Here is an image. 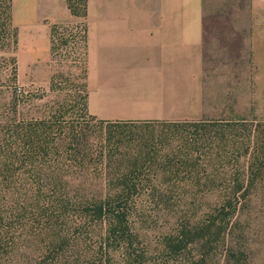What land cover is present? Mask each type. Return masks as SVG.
I'll use <instances>...</instances> for the list:
<instances>
[{"label":"rangeland","instance_id":"1","mask_svg":"<svg viewBox=\"0 0 264 264\" xmlns=\"http://www.w3.org/2000/svg\"><path fill=\"white\" fill-rule=\"evenodd\" d=\"M180 5L0 0V264H264V0ZM88 38L210 46L175 121H123L96 115ZM123 176L130 251L90 205Z\"/></svg>","mask_w":264,"mask_h":264},{"label":"crops","instance_id":"2","mask_svg":"<svg viewBox=\"0 0 264 264\" xmlns=\"http://www.w3.org/2000/svg\"><path fill=\"white\" fill-rule=\"evenodd\" d=\"M152 2L150 19L162 20L161 8H166L168 0ZM180 2L182 9L184 0ZM199 13L203 14L201 9ZM206 41V38H88V50L96 56L95 87L101 89L110 84L112 90L109 97L107 94L96 97L100 101L96 115L104 112L105 119L123 121H175L176 108L184 106V91L198 90L208 50ZM105 54H111V63L116 59L117 64L104 66ZM126 56L131 63L120 65ZM136 58L138 63L134 64ZM101 106L107 109L104 111Z\"/></svg>","mask_w":264,"mask_h":264},{"label":"trees","instance_id":"3","mask_svg":"<svg viewBox=\"0 0 264 264\" xmlns=\"http://www.w3.org/2000/svg\"><path fill=\"white\" fill-rule=\"evenodd\" d=\"M127 176H123V180L121 182H118L114 185H111L108 188L107 196L105 199L100 200H91L92 203L90 205L92 206V212L93 217H101L105 216L107 220H109V228L107 230V242L111 243H118L121 242L127 246V250H131L133 242L136 238L133 235V233L130 231L129 227H127L126 222V210H124V207H118L112 209L114 203H121L124 204L125 200L131 197L136 191L137 186L133 183H129L126 181ZM190 227H187L185 223H182V226L180 228V236L185 237L187 235H190V232L188 230ZM134 255H132V258ZM127 260L131 259V254H127ZM136 262L139 260V257H136Z\"/></svg>","mask_w":264,"mask_h":264}]
</instances>
